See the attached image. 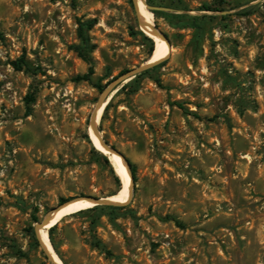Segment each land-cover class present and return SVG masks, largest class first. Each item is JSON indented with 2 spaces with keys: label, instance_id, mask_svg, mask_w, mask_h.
Instances as JSON below:
<instances>
[{
  "label": "rangeland",
  "instance_id": "rangeland-1",
  "mask_svg": "<svg viewBox=\"0 0 264 264\" xmlns=\"http://www.w3.org/2000/svg\"><path fill=\"white\" fill-rule=\"evenodd\" d=\"M151 1L169 8L153 22L172 50L114 89L98 125L132 163L128 200L68 216L54 249L63 264H264V0ZM138 11L133 0H0V264H53L33 216L120 193L89 125L106 88L151 58ZM78 19L93 21L90 63L73 48ZM22 57L29 70L12 66Z\"/></svg>",
  "mask_w": 264,
  "mask_h": 264
},
{
  "label": "bare ground",
  "instance_id": "bare-ground-1",
  "mask_svg": "<svg viewBox=\"0 0 264 264\" xmlns=\"http://www.w3.org/2000/svg\"><path fill=\"white\" fill-rule=\"evenodd\" d=\"M137 5L139 9L141 10V20L145 23L142 27L148 31V34L152 35V28L150 25L154 24V14L152 11L148 10L143 4L142 0H137ZM153 36V35H152ZM154 41H155V50L154 53L151 55V58L149 61H158L166 58L171 50L167 44V42L163 39H161L159 36H153ZM107 102L103 103L99 109H98V114L96 117V125H99L103 111L105 109ZM89 131L90 135L92 137V141L94 145L97 147V149L108 153L105 148L103 147L101 141L97 137L94 128L92 125H89ZM111 162L115 166L117 173L120 175L123 186L118 195H112L109 197H106V199H111L114 201L118 202H126L128 200V193H129V184H130V174L126 165V162L123 160L122 157L116 155V154H109L108 155ZM94 202L88 200V199H82L78 198L72 201H69L66 203L61 209H57L53 212H51L49 215H51V220L49 224L45 227L39 228L38 234L52 256L54 257L55 261L59 264H61V259L58 256L57 252L54 249V245L51 242L50 234H49V229L55 225H58L61 221L66 219L68 216L73 215L74 213H77L79 211L88 209L92 206H94Z\"/></svg>",
  "mask_w": 264,
  "mask_h": 264
},
{
  "label": "water",
  "instance_id": "water-1",
  "mask_svg": "<svg viewBox=\"0 0 264 264\" xmlns=\"http://www.w3.org/2000/svg\"><path fill=\"white\" fill-rule=\"evenodd\" d=\"M134 3L136 4V7H137V0H133ZM142 4L150 11L153 12V10H169V8L167 7H163V6H155V5H151L149 4L146 0H142ZM138 23H139V26L141 28V30L143 32H145V34H147L148 36H150L151 38L152 35L153 36H159L161 39L165 40L170 48V50H172V44L170 42V39L168 38V36L162 32L155 24L153 25H150L151 28H152V35L148 34L144 29H143V25H145V23L141 20V16L139 14V11H138ZM168 57V56H167ZM166 57V58H167ZM166 58L162 59V60H158V61H147L146 63L138 66V67H135L133 69H130L129 71H127L126 73L122 74L121 76L117 77L107 88L106 90L104 91L102 97L100 98L97 106L95 107L93 113H92V116H91V119H90V125H92V127L94 128V131L97 135V137L99 138V140L101 141L103 147L105 148V150L108 152H103L105 155H109V154H116L120 157L123 158V160L126 162V165H127V168H128V171H129V174H130V184H129V190L131 192V189H132V184H133V176H132V172L130 170V164L128 162V160L126 159V157L123 155V153L121 151H119L118 149L112 147L102 136L100 130H99V127L98 125L95 124L96 122V117H97V114H98V109L99 107L105 103V102H109L110 100V95L111 93L114 91V89H116V87L121 84L122 82L124 81H127V80H130L132 79V77L140 74L141 72L143 71H146L150 68H152L153 66L163 62L164 60H166ZM91 138V136H90ZM92 140V138H91ZM93 142V141H92ZM94 144V143H93ZM95 146V145H94ZM96 147V146H95ZM97 148V147H96ZM99 150V149H97ZM110 159V158H109ZM78 198H82V199H88L92 202H94V206H101V205H110V206H120L126 202H118V201H114V200H111V199H106V197H96V196H88V197H78ZM78 198H73V199H70V200H67L65 202H62L60 203L58 206L56 207H53L47 214L46 216L41 220L39 221L36 226H35V230H36V235L40 241V244H41V247L42 249L44 250V252L46 253V255L49 257V259L52 261L53 264H59L55 261L54 257L52 256V254L50 253V251L48 250V248L46 247V245L44 244V242L42 241V239L40 238L39 234H38V230L39 228H42V227H45L49 224L50 220H51V215H49L51 212L55 211V210H59L61 209L66 203H68L69 201H72V200H75V199H78ZM63 264V262L61 263Z\"/></svg>",
  "mask_w": 264,
  "mask_h": 264
},
{
  "label": "trees",
  "instance_id": "trees-1",
  "mask_svg": "<svg viewBox=\"0 0 264 264\" xmlns=\"http://www.w3.org/2000/svg\"><path fill=\"white\" fill-rule=\"evenodd\" d=\"M148 3L151 5H155V3H153L151 0H148ZM158 6V5H155ZM205 9L206 10H213L211 6L209 5H205ZM163 11L161 10H153V13L158 14V13H162ZM93 27V21L92 20H82V19H78V29H77V36L79 39V42L74 44L73 48L74 50L78 53V55L85 60L86 62L90 63L91 62V53L93 52V50L96 47V44L92 42L89 31L92 29ZM139 33L143 36V39L147 42L148 46H149V52L148 55L149 57L154 53L155 50V42L154 39L151 38L150 36L146 35L143 31H139ZM165 63L161 62L155 66H153L152 68L142 72L141 74L136 75V77L132 80H130L128 83L124 84L122 89L128 87V86H136V84L138 83V78L139 76L145 74V73H150L151 71L155 70L157 67L163 66ZM12 66L16 69V70H23L24 68L26 70H29V64L26 61V59L24 57L15 60L12 62ZM93 66L90 65L89 67V72L84 74V75H80L77 77L78 80L84 79V80H91V74H93ZM157 83L161 84V79L159 77L156 78ZM96 86L100 89L103 90L104 89V85L101 82H98L96 84ZM133 90H137V87H135ZM27 100L28 101H33L34 100V96L33 95H28L27 96ZM178 104L179 107L184 108V106L181 103H176ZM109 104L107 105L106 109L108 108ZM30 110V109H28ZM94 151L96 152V154L101 157L106 163L111 164V161L109 159V157L107 155H105L103 152H101V150H97L94 148ZM129 164L131 166V161H129ZM133 168V167H132ZM134 172V169H133ZM115 180L116 182L121 185V179L118 175L115 174ZM67 201L66 199H62L61 202H65ZM121 207L118 206H93L91 208H89L88 210H105V209H119ZM34 218V222H38L40 221L39 217H37L36 215L33 216ZM166 218H171L173 219L178 225H182V223L176 219L175 217H166ZM56 226V225H55ZM55 226L51 227L49 230L50 235L52 236V231L54 230ZM34 236L36 238V232L34 233ZM52 238V237H51ZM37 240V239H36ZM38 243V240H37Z\"/></svg>",
  "mask_w": 264,
  "mask_h": 264
}]
</instances>
